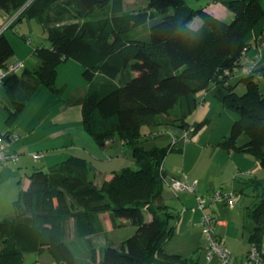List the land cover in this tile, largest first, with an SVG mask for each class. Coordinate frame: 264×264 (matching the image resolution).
<instances>
[{
    "label": "trees",
    "instance_id": "obj_1",
    "mask_svg": "<svg viewBox=\"0 0 264 264\" xmlns=\"http://www.w3.org/2000/svg\"><path fill=\"white\" fill-rule=\"evenodd\" d=\"M113 2L0 0V11L8 18L17 14L5 30L24 14L47 26L49 45L32 50L40 61L32 72L37 83L60 98L64 87H55L57 66L67 59L78 62L86 85L71 94L68 103L80 105L82 125L98 146L118 138L137 164L135 169L123 166L113 171L99 186L81 156L69 155L48 171L31 172L28 187L13 201L16 215L0 220V264H25L32 253H48L54 264H197L163 248L177 215L161 199L162 162L168 152H181V146L171 138L163 146L145 148L141 142L147 125L197 131L204 121L190 124L186 119L197 107L200 90L212 89L237 116L217 146L247 154L264 168V87L259 85L264 77H257L262 68L233 80L224 74L237 66L244 47L264 35V0H219L232 13L229 21L204 7L191 8L186 0H146L152 14L138 11L125 18H131L130 23L121 19L118 24ZM194 17L202 21L197 29L189 25ZM141 25L145 27L136 29ZM5 30L0 33V68L14 52ZM18 82L16 73L2 82L13 101L12 108L5 105L7 123L24 108L26 98L16 93ZM239 83L242 93L235 89ZM244 134L247 140L238 142ZM252 181L258 180L252 177L248 183ZM256 195V203L245 210L252 219L246 235L249 244L261 248L264 193ZM100 213H108L114 227L134 225V233L120 247L105 244L97 249L89 236L101 229Z\"/></svg>",
    "mask_w": 264,
    "mask_h": 264
},
{
    "label": "crops",
    "instance_id": "obj_2",
    "mask_svg": "<svg viewBox=\"0 0 264 264\" xmlns=\"http://www.w3.org/2000/svg\"><path fill=\"white\" fill-rule=\"evenodd\" d=\"M203 7L221 20L225 21L226 18H232V13L228 11L220 2L217 3L213 1ZM148 11L149 15L154 12L153 9H149ZM7 19V15L3 11H0V25ZM201 23L202 21L199 17H194L190 21L189 25L194 29H197L200 27ZM146 25L149 24L147 23ZM144 27L145 26L141 25L136 29H143ZM142 34L147 35V27L146 31L144 30ZM253 53L254 45L250 47L248 56L251 57ZM16 60H22L24 62L23 69L16 73L19 80L16 93L19 97H25L26 99H24V108L18 117L10 123H7L5 120L4 122L10 126L15 121H18L15 128L20 134H22V137L18 141L14 142L12 146V149L18 153V159L16 161L0 165V178L5 171H10L13 177L17 180V193H19L20 189L24 190L28 187L30 181L29 175L31 172L36 170L48 171L51 167L69 155H76L81 157L88 156L91 159L87 160L93 169L94 183L97 186H99L103 181L109 180L113 175V171L118 170L117 167L111 166L110 164L117 161L118 158H115V156H123L128 153V155L132 157L131 151L122 144L121 140L118 139L121 149L117 152L119 147L116 145L117 138L106 142L103 147H100L95 143L82 125L80 105L70 104L68 103L69 97H64L66 83L60 86L64 87L62 96L60 98L57 97L58 99L63 101L65 100V102H67V105L60 109L64 112L60 111L59 114L52 113V115H50V110L48 112L47 110H43L41 113L33 112V114L28 117L30 118L28 122L27 119H23L24 121L21 120L20 115L26 111L27 103H31V101L36 102V99L40 96L44 99L47 97L51 101V97L47 96V94H45V92L40 88L41 86H46L38 84L32 76V72L40 64L39 59L33 54L18 53L13 59L9 58L8 64ZM69 60L72 59H67L66 61ZM74 62L80 65L78 62ZM71 66H74V64H71L70 67ZM243 69L244 66L239 67V73L243 72ZM79 70L82 71V67L79 68ZM236 76L232 77V80ZM0 84L3 85L2 83ZM51 94L54 95L52 92ZM210 94H213L212 89H203L196 93V98L200 99V102L198 101L199 106L198 108L196 107L193 113L187 117L186 121L188 123L194 124L201 121L205 122L209 119L210 106L208 105L206 98ZM54 97L56 98L55 95ZM46 118H50L51 123L46 124ZM159 127L161 129L158 132L167 133L169 138L172 134L181 135L184 131L181 128L167 124L159 125ZM222 127V131H220L216 137L217 141L209 142L206 140L200 144L196 138V140L192 143L183 144L182 142V144L179 145L181 146V152H176V154L175 152H168L162 162L164 179L161 199L162 202L167 205L168 210L177 215V218L173 220V232L163 245L164 251L166 253H177L183 257L193 258L197 264H210V261H213V259L207 260L204 255L206 240L203 236L201 228L203 210L197 208V196H203L207 200L204 212L210 213L212 216L216 217L217 220H219L220 223L216 224L215 227L216 233L224 238L226 247L236 259L238 252L236 251L237 245L235 240L239 237L238 233L240 231V227L238 225L239 223H237L236 220L237 213L234 212L231 220L219 218L218 211L220 210V206L218 205L221 202L215 204V202L219 201L211 202L209 197L215 189L236 190L235 192L239 198L238 202L242 199V194L244 193L245 197L241 200V203L244 208L246 207L245 210H247L252 207L254 203H256V194L260 190L261 178L264 176L258 166L259 164L257 163V160H254L253 157L242 153H229L217 146L218 141L227 135L225 131V122ZM66 144L69 145L66 146ZM167 144H169V142ZM220 150L225 153H229V156H224L222 159ZM189 152L197 153V156L193 163L187 164L185 157ZM34 154H40V156L34 157ZM200 160L201 164L206 168V174L203 176H197L194 174L195 167L199 165ZM107 162L108 166L111 168L109 167V169H104V164L106 165ZM258 175L261 176V178H257ZM184 176H186V178H184ZM252 177L256 178L259 182L252 181V183H248ZM173 178L185 179L189 182L195 183L194 191H173L169 187ZM237 184L240 185L239 189L236 188ZM253 186L255 189L252 188ZM262 193H264V190H262ZM98 217L102 225L101 229L98 232L91 234L89 239L102 237L105 239L101 243L102 246H104L107 244L105 233L107 230L113 229L114 226L110 221L108 213H100ZM145 217L146 219H150L151 215L147 214ZM68 228L70 234L72 235L74 231V221L72 219L68 223ZM175 235H178V238H180L182 245L185 246L186 249H178L177 247L171 246V241ZM243 235H245V233H243ZM245 241L247 243L246 245L244 242L242 243L244 252L243 258H245V254L249 247L247 235H245ZM239 245H241L240 239H238V246ZM195 254H197V256H195ZM202 256L204 257L203 259L206 263L201 262ZM214 263L219 264L218 259H216Z\"/></svg>",
    "mask_w": 264,
    "mask_h": 264
},
{
    "label": "rangeland",
    "instance_id": "obj_3",
    "mask_svg": "<svg viewBox=\"0 0 264 264\" xmlns=\"http://www.w3.org/2000/svg\"><path fill=\"white\" fill-rule=\"evenodd\" d=\"M217 2L219 3V0H186V3L191 8H200L205 5H207L210 2ZM146 0H114L112 7L113 11V17L116 19V24L127 20L125 18H129V16H134L135 14L140 12H144L146 16H149V11L146 8ZM119 8V9H118ZM138 10V11H137ZM95 16V14H94ZM131 19V18H130ZM127 20V23H130L132 20ZM140 20L141 18L138 17ZM230 18H226L225 21H229ZM10 18H8L5 22L2 23V25H6ZM140 25V24H139ZM5 35L12 44L14 48V53L10 57V59H13L14 56L18 53L23 54H32V50L39 45L42 46H48L49 45V38H48V31L47 26L43 24L38 17L36 16H29L27 14H24L21 16L17 21H15L12 26L8 27L5 30ZM71 64H74V66H71ZM81 68L80 65L75 63L72 60L61 62L57 66V75L55 79V87H60L62 84L66 83V89L64 92V97L68 98L71 94L75 92H80L85 87V81L81 76V71L79 70ZM232 76V75H231ZM234 77V76H232ZM259 85L261 87H264V80H260ZM41 90L47 94V96L51 97L48 99L47 97L42 98V96L38 97L35 101H31V103H27L26 111L23 112L20 116L21 120L27 119V122L30 120L28 118L33 112L41 113L43 110H47V112L50 110L51 114H56L61 111L60 109L63 108L65 105H67V102L65 100L55 98L54 95L51 94V92L47 89V87H40ZM236 92L242 93L244 90L243 84L239 83L236 86ZM208 105L210 106V115L209 119L206 120L201 127L195 131V132H189L188 133V141L184 142L183 144L192 143L196 140L200 144H202L204 141L214 142L217 141L216 137L218 136V133L222 131L223 124L225 122V131L228 134L231 123L233 120L237 117L234 112L229 111L226 109L222 103L216 98L214 94H210L207 98ZM197 101L200 102V99L197 98ZM12 98L11 95H9L3 85L0 84V132L5 131L7 129H16L15 126L17 125L18 121H15L10 126H8L4 120L6 116V110L5 105L9 108H12ZM197 104V108H198ZM65 110V109H64ZM64 112V111H61ZM44 115V114H43ZM23 120V121H24ZM169 120V119H168ZM228 121V122H227ZM22 122V121H21ZM51 123L50 118H46V124ZM227 123V124H226ZM229 123V124H228ZM228 125V126H227ZM159 126H143L142 127V133H143V140L141 142V145L145 148L151 147L153 145L157 146H163L167 145L168 142H170L169 135L164 132H158L160 131ZM163 129V128H162ZM247 140V135H242L238 142H243ZM119 140L117 138L116 145H118L117 152L120 151L121 147L119 145ZM182 144V142L178 141L176 143V146H179ZM69 144H66V146ZM115 145V146H116ZM129 152V151H127ZM222 159L224 156L228 157L229 153H225L224 151L220 150ZM176 154V152H175ZM197 153L189 152L186 154V162L187 164L193 163L196 160ZM86 160H91L88 156L84 157ZM115 158H118L116 162L110 163L111 166L117 167L119 170L123 166H130L132 168H137V164L135 160H133V157L129 156L128 153L123 156H115ZM87 160V161H88ZM255 160V159H254ZM89 162V161H88ZM258 163V161H257ZM259 164V163H258ZM262 175H264V168H262L260 165H258ZM110 166H108V162L106 165L104 164V169H109ZM111 168V167H110ZM194 174L197 176H203L206 174V168L201 164V160L199 161V165L195 167ZM261 176H257V178ZM252 183V182H251ZM236 188H240V185L237 184ZM254 189V186L252 187ZM262 190H264V176L261 178V184H260V190L258 191L259 195H262ZM236 191V190H235ZM18 188H17V180L13 177V175L10 173V171H5L1 178H0V220L5 218H12L16 215L15 208L13 206V201L18 197ZM185 192V191H183ZM245 197L244 193L242 194V199ZM235 204V207L230 209L228 208L224 203H220L218 206H220L219 218L224 220H231L232 215L234 212L237 213L236 220L237 223H239L240 231L238 233L239 237L235 240L236 242V251L237 257L234 258L233 254L231 255V264H242L244 252H243V246L242 243L246 245L245 241V235L248 233L249 227L252 224L251 217L245 212V208L243 204L241 203V200ZM257 199V198H256ZM258 200V199H257ZM244 211V213H243ZM214 219H217L214 217ZM244 225V226H243ZM135 227L134 225L127 223L120 226H116L113 229H109L106 231V241L108 245L114 246V247H120L121 243L130 237L134 233ZM232 233V232H231ZM245 233V235H243ZM233 237V236H232ZM238 239L241 240L240 248L238 246ZM104 238H97V239H91V242L94 244V246L99 249L102 246V241H104ZM250 245V244H249ZM172 247H177L178 249H186L185 246L182 245L180 238H178V235L173 237L171 241ZM249 249V247H248ZM247 249V251H248ZM197 253V252H196ZM247 254V252H246ZM245 254V256H246ZM205 255V254H204ZM197 256V254H195ZM78 259H82V256H77ZM204 257H201V262H204ZM213 261H210V264H215L214 261L217 259L216 257L212 258ZM241 259V260H240ZM208 262V261H207ZM25 264H54L52 258L48 253H43L41 255H36L35 253L29 254L26 263ZM220 264V263H219Z\"/></svg>",
    "mask_w": 264,
    "mask_h": 264
},
{
    "label": "built area",
    "instance_id": "obj_4",
    "mask_svg": "<svg viewBox=\"0 0 264 264\" xmlns=\"http://www.w3.org/2000/svg\"><path fill=\"white\" fill-rule=\"evenodd\" d=\"M17 14L10 17V20L6 25H0V33L5 30L7 26L13 21ZM249 47L246 46L242 49L241 55L235 66L231 71L229 69L224 70V74H231L232 76L239 75L241 73L249 72L258 68H262L257 73V77H264V35L254 45V53L251 57L248 56ZM243 67V72L239 73V67ZM24 67L22 60H16L5 67L0 68V83L3 82L8 76L20 72ZM231 76V77H232ZM192 128H190L191 130ZM189 130L183 131L180 136L170 135L171 142L176 144L178 141H188ZM22 137L16 129H7L0 132V165L8 162H13L18 159V153L12 149L13 143L18 141ZM34 157L40 156V154H34ZM186 178V176H184ZM169 187L175 192H193L195 189V183L189 182L185 179L173 178L169 184ZM211 202L219 201L224 203L228 208L235 207L237 202V193L234 190H214L209 197ZM207 200L203 196H197V208L203 210L201 218V228L203 236L206 240L205 245V258L207 260L216 257L220 264H231L230 251L226 247L224 238L216 233V224L220 223L219 220L214 219L209 213L204 212L206 208ZM262 256H264V245L257 247L255 244H250L247 254L244 258L243 264H262Z\"/></svg>",
    "mask_w": 264,
    "mask_h": 264
}]
</instances>
